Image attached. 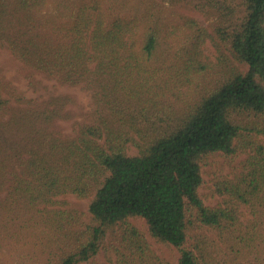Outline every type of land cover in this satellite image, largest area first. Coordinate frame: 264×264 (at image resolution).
Returning a JSON list of instances; mask_svg holds the SVG:
<instances>
[{"label":"trees","instance_id":"trees-1","mask_svg":"<svg viewBox=\"0 0 264 264\" xmlns=\"http://www.w3.org/2000/svg\"><path fill=\"white\" fill-rule=\"evenodd\" d=\"M30 2L28 25L12 50L60 84L89 90L92 104L91 116L78 122L73 135H64L60 125L76 114L71 94L9 106L12 118L1 123L23 143L15 158L20 171L6 175L0 166V190L6 187L7 198L37 219L73 221L65 234L54 236L61 246L41 264L88 260L115 226L120 233L111 264H263V130L236 121L235 114L264 113V0H242L243 17L223 36L247 69L229 74L188 110L164 114L149 63L162 34L169 33L161 14L149 8L139 16L124 14L105 0H78L67 17L57 19L42 12L45 0ZM206 36L200 28L193 34L186 68L200 56ZM246 140L253 147L243 169L216 186L221 202L207 205L198 191L203 158L238 147L246 152L239 144ZM68 193L93 194L84 228L70 211L50 207ZM243 206L250 209L247 221ZM133 217L145 221L155 242L178 250L176 262L153 250Z\"/></svg>","mask_w":264,"mask_h":264},{"label":"rangeland","instance_id":"rangeland-1","mask_svg":"<svg viewBox=\"0 0 264 264\" xmlns=\"http://www.w3.org/2000/svg\"><path fill=\"white\" fill-rule=\"evenodd\" d=\"M30 1L32 0H0V166L6 175H9L11 169L20 171L15 158L23 143L15 130L7 131L1 125L12 118L9 106L27 107V100L33 104L51 96L73 95L77 102L73 106L76 114L70 120L60 121L64 135H73L78 122L85 121L92 113L89 90L80 85L60 84L57 78L48 77L26 65L12 50V42L21 37V32L28 25L26 15L27 7L31 6ZM77 1L45 0L42 12L50 18H65L73 11ZM105 1L124 14L139 16L149 8L151 12L161 14L162 20L167 24L163 30L169 29V33L166 36L162 34L156 54L149 62L156 69L157 89L159 85L156 104L157 108L163 110L161 114L173 110H188L229 74L235 70L243 72L247 69L245 64L233 57L228 42L223 39L231 24L239 22L245 13L242 0ZM153 3L156 4L152 7ZM199 28L205 30L207 36L200 42V56L197 55L195 63L186 68L188 49L194 46L192 36ZM141 106L137 105L139 109ZM235 118L236 121L264 131V113L255 115L240 112L235 114ZM263 131H258L261 140L264 137ZM239 144L246 152L238 147L235 153L213 152L203 158V182L198 191L207 205H218L222 198L215 191L216 186L224 180L234 178L243 169L253 145H249L247 140L239 141ZM128 152L134 153L135 150L130 148ZM92 196L93 194L79 197L73 193L59 195L56 197L58 202L50 207L70 211L78 216L76 220L83 222L81 225L77 223L79 227L84 228L90 222L88 204ZM21 208V204L14 198H7V189L3 187L0 190V264H41L53 257L56 246H61L58 237L57 243L54 242V236H62L72 227L73 221L69 219H62L60 222L43 219L45 217L37 219ZM241 209L244 221L249 220L250 209L244 206ZM131 222L144 233L157 254L176 262L179 252L175 247L155 242L149 236L142 218L133 217ZM119 233L117 226L114 230L108 228L98 252L80 264H111L115 260L114 245L117 244ZM262 262L264 264V260Z\"/></svg>","mask_w":264,"mask_h":264}]
</instances>
